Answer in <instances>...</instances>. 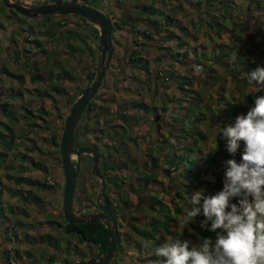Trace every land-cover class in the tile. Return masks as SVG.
I'll return each instance as SVG.
<instances>
[{
    "label": "rangeland",
    "instance_id": "rangeland-1",
    "mask_svg": "<svg viewBox=\"0 0 264 264\" xmlns=\"http://www.w3.org/2000/svg\"><path fill=\"white\" fill-rule=\"evenodd\" d=\"M79 1L104 11L106 15L108 14L107 16L112 24L116 19L119 21L113 25L112 36L113 43L118 48H115V54L101 86L95 98L90 100V103H99L98 96L105 98L110 94L116 97L117 102L121 101L124 96H126L125 99L128 101L134 100L147 104L150 103L151 99L153 103V100H156L157 111L161 114V107H166V119L170 122L169 127L162 125V120L165 119L162 113L159 120L161 127H163L160 138L162 140L166 139V142L163 143L168 149L167 154L172 153L171 148L174 143L173 139H175L173 130L176 128L179 130L182 121L181 130L186 134L185 139L196 141V128H192L190 121L188 122L187 120L198 113L206 116V119L196 125L204 130L209 129V126L212 125L208 124L210 117L213 115V118H215L214 130L209 139L210 144H213L218 139L217 137L222 140L225 139L221 131L222 127L229 123L221 117H217L221 104H218L216 99L213 101L206 90L207 87L213 89L221 81L219 78H214L213 82H209L206 74H203L202 71L198 72L197 68H192L197 66L198 62L196 60L192 62L187 57L195 58L194 47H199L200 44L202 46L204 43V46L210 47L209 32L212 35L211 40L214 39V41L220 43L221 39L218 34L221 33L222 35L225 28L234 29L239 27L242 18H244V13L245 15L247 14L248 19L242 29L248 33L249 37L259 39L264 34L259 29L260 26L264 27V22L260 20V15L262 13L264 15V0H241L242 10H240V5L234 6L232 2L228 4L227 0H202L204 4L202 7H205V13L200 15L191 8L190 4L191 1L196 3L198 0H189L187 2L184 0L183 3L182 0ZM47 2H50V0H34L32 5H41ZM256 2L259 5L257 3L258 6L254 7ZM179 3H182L183 11L179 7H175ZM250 4L252 9L247 11ZM141 5L150 6L154 9L159 8L160 11L155 13L143 11ZM174 8L175 10L172 11ZM261 9H263L262 12L260 11ZM10 11V9L4 7L0 0V103L8 104V112L2 111L3 106L0 104V150L2 148L5 151L7 147H11L10 150L5 152L6 157L4 160L0 156V180L2 182L0 189V264L69 263L71 260L86 256L89 251L94 252L95 247L77 240L74 234H68L63 231L65 218L61 208L64 181L60 162L59 142L64 118L69 113L73 102L81 94V89L86 86L87 81L98 67L99 53L96 55V60L90 59L85 52L80 53L79 57L82 59V64L87 63L86 68L89 76L87 81L83 79L80 86H78L77 60H74L72 56L62 55L63 52L61 50L60 55H58L61 60L59 63L50 61L49 64L45 65L41 59L45 50H35V48L39 46L42 49L46 43H51L52 48L61 45V47H67L73 51L74 47L75 50L77 49V33L80 36V41L84 43L91 42V39L93 43L95 41L99 43V35L95 31V26L83 17H76L74 14L64 18L63 22L61 20L55 21L54 15H49V17L47 15H39L28 21H26V17L22 16L21 21L14 14H11ZM170 14L181 18L182 27H176V25H171L167 22L166 16ZM126 19H130V23L127 24L128 29H125L122 23ZM147 19L158 21L163 30V37H156V33L152 30ZM117 26H122L124 29L118 30L116 29ZM13 28H17L14 34L11 32ZM56 33L61 34L59 39L52 36ZM148 37L153 38L150 40ZM70 42L71 44H69ZM224 43L221 40V44L223 45ZM228 45L232 46L229 48L231 50L238 48L235 49L237 53L240 50H244L246 53L248 47L243 43H239L237 46L231 43ZM14 46H24L25 49L32 50L33 58L31 62H34V68L26 64L24 59L16 62L18 57L15 56L16 48ZM261 46L264 48V45L261 44ZM166 47H170L172 55L164 52L165 50L168 51V49L160 50V48ZM126 49H128V54H126ZM136 51L138 53L137 56L142 55L149 59V65L140 62V60H129L130 54L136 53ZM161 51L166 55V61L160 63L157 61L156 63L154 53L156 52L160 55ZM199 52L201 53L202 51ZM145 53L151 56H145ZM234 53L233 51V59H235ZM211 54L208 52L207 57H211ZM50 55L49 53L48 57ZM198 58L197 60L208 63L205 56L199 55ZM177 61H180L185 68L189 67L192 70H185L184 66L182 67ZM144 66H146L151 75L157 68L156 71L160 81L157 88V94L160 95L159 100L150 95V88L148 89L143 81V79H146L147 73L138 68ZM84 69L83 75L87 73L84 72ZM214 69L218 71V75H221L222 83L225 86H229L224 97L226 96L228 100L232 99L236 103H239V99H241L240 102L243 103L245 99L238 93L237 85L231 86V78H226L228 76L225 74V69L217 66ZM121 70H123L122 76L121 74L118 75V71ZM65 71H68L69 75H65ZM36 75H40V77L37 78ZM193 77L196 80H192ZM141 80L142 84L140 83ZM175 84L181 88H177ZM129 89H132V92ZM100 102L102 104L105 103L102 100ZM244 107H249L246 101L244 102ZM88 112L89 108L86 107L74 132L76 135L73 141L74 144L81 146L85 142L93 140L102 149L104 147L102 144L107 143L105 146L112 153L114 150L112 147V131L104 132L105 135L98 132L96 136L93 129H91L92 122H85ZM93 112L94 110L91 111V114H94ZM128 113L131 115L136 114L138 120L134 123L130 119L128 124L125 123V131L120 129V135L125 142L130 144L133 138L139 136L135 138L139 143L142 141L143 135L155 140L158 133H156L155 129L157 126L155 117L152 120L151 116L153 108L148 111L141 107H133ZM182 114H184V117ZM97 120L101 121L102 116L98 115ZM97 124L98 122H96ZM9 126L15 131L14 135L11 133L14 137L12 138L11 135L2 137V134H7V127ZM132 127L137 130H132ZM169 128H172V132ZM202 140L200 139L197 142L201 148L204 147ZM114 144L117 146V143ZM208 147L209 145L204 147L206 153L209 152ZM189 148L193 149L188 146L185 152ZM155 150L156 153H160L159 147ZM196 154L199 153L194 151L191 156L188 154L182 155L180 160L187 157L195 163L197 161ZM73 160L74 167L78 171L73 208L78 213H93V208L96 207L94 205L96 204V195L100 189V180L91 172V156L82 154L80 158L74 156ZM147 162L149 161L147 160ZM207 162L211 163V160H207ZM159 164L166 166L165 161H162V159ZM198 165L199 168L188 162L184 165L186 168L185 172L186 174L189 172L192 181L200 172L199 169L203 170L201 172L203 179L207 175L214 176L216 171L213 172L212 169L206 170L202 163ZM224 170H226V166H224ZM19 177H24L25 179L21 180ZM105 178L108 191V180L107 177ZM203 179L199 178L200 185L196 186L194 184L189 189L196 191L204 188ZM35 180H38L40 184L35 186L28 183ZM42 184L44 185L42 186ZM47 185H50V187ZM112 191H109L110 196L114 195ZM183 194L184 198H187L186 201L190 202L189 197L185 193ZM162 207L167 209L165 206ZM158 215L162 216L161 214ZM48 219H52L53 222H49ZM166 226L167 224L162 226L164 234H166L164 230ZM141 227L142 229L146 227V231L153 232L149 224ZM199 228H201L200 220L196 219L194 223H190L187 227L188 236L193 238L195 234V236L204 237L201 233L202 228L201 230ZM179 231L180 229L176 230V232ZM126 232L133 239H137L138 243L146 247L145 250H141L143 254L141 259L149 252L147 249L154 245L162 244L164 237H166L159 235H156L155 238L144 235L137 236L129 229ZM180 235H182V231H180ZM212 239L214 240V238ZM123 246L125 250L128 249L126 244ZM129 252L130 250L126 255L119 256L117 262L110 264H132L129 259Z\"/></svg>",
    "mask_w": 264,
    "mask_h": 264
},
{
    "label": "trees",
    "instance_id": "trees-1",
    "mask_svg": "<svg viewBox=\"0 0 264 264\" xmlns=\"http://www.w3.org/2000/svg\"><path fill=\"white\" fill-rule=\"evenodd\" d=\"M50 1L60 2L61 0H50ZM187 1L189 0H185V2ZM183 2L184 0H182V3ZM227 2L228 4H231L232 2L234 6L240 5L239 6L240 10H242L241 0H236V1L227 0ZM182 3L175 5V7L176 8L179 7L181 11H183ZM257 3L258 2L255 3L256 6L254 5V7H257L259 5V3L258 5ZM190 4H191V8L194 9L197 13H199V15L201 13L203 14L205 13L204 12L205 7H202L204 5L202 0H198V2L196 3L191 1ZM141 7L143 11H148L150 13H155L156 11H160L159 8L154 9L150 6L141 5ZM250 9H252L251 4H250V7L247 9V11H249ZM174 10L175 8L172 11ZM260 11L262 12L263 9H261ZM166 17H167L166 19L167 22L170 23L171 25H176V27H182V21L180 17H177L173 14L167 15ZM247 19H248V16L247 14L245 15L244 13V18H242L239 27L237 28L235 27L234 29L225 28L222 32V35L221 33L218 34L219 38L223 42H225L223 45L221 44V40L217 37L216 38L220 40V43H217V41H214V39L211 40L212 35L208 31L209 32L208 34H210L208 39H210L211 41L210 47L206 45L204 46V43L202 46L200 44L199 45L200 48L198 46L194 47L196 57L195 58L190 57V56L187 57L188 59H191L192 62L193 60L194 61L196 60L198 62L199 66L198 65L193 66L192 68L194 69L197 68L196 70L198 72L202 71L203 74H206L207 80L209 82H213L212 80H215L214 78L220 79L221 85L217 84L213 89H209L207 87L206 90L208 92V96H210V98L213 99V101L214 99H216L217 103L221 104V107L219 109L220 112L217 115V117H221L228 123H234L237 115H240V114L246 115L248 110L254 106L255 96L250 94L252 92V89L248 86L247 77L244 74L251 73L252 71L256 69L257 66L264 67V48H262L261 46V44L264 45V34L261 35L259 39H253L251 36L249 37L248 33L245 32L244 29H242ZM260 20L264 22L263 13L260 15ZM147 21L148 23H150L152 30L156 33V37L157 36L159 38L163 37V30L161 29L158 21L150 20V19H147ZM116 23L118 22H114L113 24H116ZM122 23L124 24L123 26H125V29H128L127 24L130 23V19H126V21L124 20L122 21ZM0 25H1V20H0ZM94 28H95L96 33H98V29L96 27ZM116 29L122 30L124 29V27L117 26ZM259 29L262 30V33H264V27L262 28V26H260ZM148 38L151 40L153 37H148ZM229 43L233 44L234 46H237V44L239 43H243L247 45L248 46L246 50L247 54L244 52V50H240L237 53L235 49H238V48H235L233 50L229 49L232 47L228 45ZM165 49H168V51H166ZM197 49L199 50L197 51ZM160 50H165L164 52L167 54L171 53L170 47L160 48ZM199 51H202V52L200 53ZM233 51L235 52L234 53L235 59L232 58ZM164 52L161 51V54L156 56L154 60L158 61V63L166 61L165 59L167 57L165 54H163ZM208 52L212 53L211 57H207ZM236 53L237 55H235ZM137 54H138L137 51L136 53L133 52L132 54H130L129 60H140V62H143L149 65V59H146L142 55L137 56ZM199 55L205 56L207 58L208 63H204L203 61L197 60L199 59L198 58ZM177 63L180 64L182 67L184 66L180 61H177ZM215 66L225 69V74H227L228 76L226 78H231V83H232L231 86L233 85L238 86L237 87L238 93L242 95V98H244L246 103L249 104V107H244L245 101L241 103L240 102L241 99H239L240 100L239 103H236V102H233L232 99L228 100L226 96L224 97L226 90L229 86H225L224 83H222V80H221L222 77L221 75L217 74L218 71L214 69ZM183 68L185 70L186 69L190 71L192 70V68H189V67L185 68V66ZM141 69L147 70L146 66L142 67ZM119 74H121L122 76L123 70L118 71V75ZM65 75H69L68 71H65ZM182 75H179V76H182ZM36 77L38 78L40 77V75L39 76L36 75ZM183 77L185 78L184 75ZM192 80H196V79L193 77ZM175 86L179 89L181 88L177 84H175ZM131 92H132V89H131ZM260 94L262 93H257L256 95H260ZM97 98L99 99V103L89 102L90 104L88 105V108H89L88 117L90 116L89 118H91L92 115L97 114V112H99V114H97L96 116L102 115V119L106 121L112 122L113 120L114 127L111 128L112 134L111 133L110 134L113 137L114 143H117V146H118V147L115 146V144L113 143V146H112L114 148L113 152L111 153L109 150H107L109 154L107 156L105 155V153L102 155L104 158L103 169L104 171L106 170L108 174L107 180H108V185H109L108 191L106 189L105 194H104L105 195L104 202H105V207L108 209V211L110 213L111 211L112 213H114L112 216L113 220L118 221L119 226L121 228H126V230L129 229L133 234L137 236L144 235V236H148L152 238H155L156 235H159L161 237L162 236H167V237H177L178 236V237H181L182 239H188L192 241L193 244L200 243V241L203 238H206L207 236L215 239V233L207 231L205 229L201 230V228H199V230H201V233L202 235H204V237L203 236L199 237L198 235L195 236L194 234L193 238H190L187 233V227L183 230L184 225L179 223V221L183 220L184 215H185V208L190 203L189 201H186L187 198H184L185 196L183 193H185L188 197H190V193L192 192V190L189 189V187L194 186V184L196 186L200 185L199 178L203 179L202 174H201L203 170L199 169L200 172L198 173L197 177L192 181L190 179L189 172L186 174L185 172L186 168L184 167V165L187 164L188 162L191 165H195L197 168H199L198 164L202 163L204 165V168H206V170L212 169L213 172L216 171L213 176L215 177V183H212L211 181L207 179L206 180L203 179L204 181L203 186L205 188V193L214 195L217 191L222 190L223 188V174L225 171L224 166H226L225 162L229 159H235L237 162H240L241 154L243 151V143L241 142V148L237 150V153L234 156L227 151L226 138L222 140L220 139V137H217L218 139L215 142H213V144H210L209 139H210V135L212 131L214 130L213 128L215 124V118H213L214 116L212 115V117H210V122L208 123L209 125L211 124L212 125L209 126V129L204 130V129L199 128L196 125L198 122L201 123L203 119H206V116L200 113L196 115H192L193 118L190 117L188 118L189 120L187 121L188 122L190 121L192 128H196L195 129V134H197L196 141H193V140L188 141L185 139L186 134L184 133V131L181 130L183 121L181 122V127H179V130L178 128L173 130L174 131L173 137L175 139H173L174 143L172 144L173 147L171 148L172 153L167 154L168 149L164 145V143L166 142V139H163V140L156 139V142H155L156 147L159 146L160 148L159 161L162 159V161H165L166 163V166L160 165V179H157L156 170L154 168H152L151 171H146L142 166L136 164L135 161L130 166L128 165L124 166L123 162L116 163L114 160H111L112 158L111 155L114 152L122 153V150L126 148V142L123 139V137H121L120 135L121 133L120 129H123L125 131V123L128 124L130 119H132L134 123H136L135 121L138 120L136 114L131 115L128 113V111L132 109L133 107L134 108L141 107L145 110L149 109L150 107L147 105V103H142L140 101H134V100L128 101L125 99V97L121 101L117 102L116 97L113 96L112 94L106 96L105 98H103L102 96H98ZM101 100L105 103L102 104L100 102ZM0 104L1 106H3L2 111L8 112V104L7 103H0ZM92 110H94L93 112L94 114H91ZM166 111H167L166 107H161V114L163 113V116H165V119L162 120L163 124L162 123L161 124L163 126L167 125L169 127L170 122H168V120L166 119V115H167ZM161 114H159V112L157 113V111L156 113H154L156 120L161 118ZM182 115L184 117V114ZM95 122H98V121H95ZM162 125H160V123L157 124V128L162 129L163 128L161 127ZM131 129L137 130L133 127ZM169 129L172 132V128H169ZM7 130H8L7 134H2V137L9 136L11 135V133H13L14 135L15 131L10 126L7 127ZM104 132L108 133L110 131L104 130ZM171 132L170 134L172 135ZM13 135H11L12 138L14 137ZM199 138L203 139L202 141L204 142L203 144L204 147H207L209 145L208 153L205 152L204 147L201 148L200 145H198L197 142L198 140H200ZM142 140H145V135L142 136ZM184 140L188 142L186 143ZM105 144L107 145V143ZM188 146L192 147L193 149L189 148L187 152H185V149ZM10 149L11 147H7L4 151L1 148L0 156L2 157L1 158L2 160H4V158L6 157L5 152ZM194 151L196 153H199V154H196L197 161L195 163L194 161L190 160V158L188 159L187 157L182 158L180 160V157L182 155L188 154L191 156V153H194ZM207 160H211V163H208ZM152 161H153L152 162L153 166L158 164L157 158L152 157ZM206 177H208V175ZM19 179L24 180L25 178L19 177ZM28 183H31L35 186L40 184L38 180L29 181ZM121 183H123L124 185L126 184L129 185V187L130 185L135 186V187L137 186V189L134 191L133 190L127 191L121 185ZM1 185H2V182L0 180V189H1ZM43 185L44 184H42V186ZM47 186L50 187V185H47ZM110 190H113L112 191L114 193L113 196H110V193H109ZM137 194L139 195V197ZM144 196L151 199L152 204L150 206L147 205L148 200H143L142 202V199ZM137 197L142 202L140 203L142 205L139 206L138 211H133V212L126 211V206H130V208L131 206L133 207L137 206ZM94 205L96 206V204ZM162 206H165L167 209H164V207ZM157 213L161 214L162 216L158 215ZM196 219L201 220L203 218L197 217ZM48 221L53 222L52 219H48ZM147 224L151 226L153 232H150L148 230L146 231V227L142 229L141 226H144ZM166 224L167 226L164 229L166 234H164V232H162V226H165ZM69 228L77 229L78 231H80L81 235L83 236V238L82 237L80 238L82 242H85L84 238H87V239L95 240L99 243H102L103 248L106 247L107 245V240H108L107 239V229L104 226V224L100 222L78 223V224L71 225ZM177 229H180V231H182V235H180V231L176 232ZM126 230L123 232V238H124L123 243L124 244L122 245L126 244L128 249H131V250L137 249L140 252L143 249L145 250L146 247L138 243L137 239H133L130 236V234L126 232ZM122 245L120 247L121 250H123ZM155 246L156 245L147 249L149 250L147 254L153 251ZM51 262L53 261L51 260Z\"/></svg>",
    "mask_w": 264,
    "mask_h": 264
},
{
    "label": "clouds",
    "instance_id": "clouds-1",
    "mask_svg": "<svg viewBox=\"0 0 264 264\" xmlns=\"http://www.w3.org/2000/svg\"><path fill=\"white\" fill-rule=\"evenodd\" d=\"M244 75L255 96L254 106L221 131L233 156L243 143L241 160L225 162L222 190L214 195L204 188L192 191L179 221L184 230L202 217L200 227L215 233V239L193 244L166 236L143 260L139 250H130L132 264H264V67ZM205 179L215 183L211 175Z\"/></svg>",
    "mask_w": 264,
    "mask_h": 264
},
{
    "label": "water",
    "instance_id": "water-1",
    "mask_svg": "<svg viewBox=\"0 0 264 264\" xmlns=\"http://www.w3.org/2000/svg\"><path fill=\"white\" fill-rule=\"evenodd\" d=\"M5 8L14 10L27 17H36L38 15L51 14H74L79 15L90 22L98 29L99 35V53L100 59L94 78L91 83L84 88L81 94L73 102L69 113L64 118V125L59 142L60 162L63 172V194H62V213L67 221L65 225V232H68V226L75 223H97L104 224L107 229L108 244L102 253L98 252L88 260H78L73 263H59V264H108L112 259L117 245L120 241V236L116 229L115 223L107 213L106 208L100 203L102 193L105 189V181L103 175L98 169V157L96 151L92 146L75 148L73 142L74 131L80 118L83 114L88 102L96 95L101 86L102 80L109 67L112 57V36L113 24L110 18L104 11L96 9L90 5L80 2L79 0H68L60 2H52L41 5L25 6L19 2L12 0H1ZM100 31V34H99ZM91 154L93 175L100 179L101 185L97 194V205L99 212H76L73 208V196L76 182V172L74 167V156L80 154ZM85 241L98 245L102 248V244L94 240L85 238Z\"/></svg>",
    "mask_w": 264,
    "mask_h": 264
},
{
    "label": "flooded vegetation",
    "instance_id": "flooded-vegetation-1",
    "mask_svg": "<svg viewBox=\"0 0 264 264\" xmlns=\"http://www.w3.org/2000/svg\"><path fill=\"white\" fill-rule=\"evenodd\" d=\"M61 1H68V0H61ZM54 2V1H53ZM56 2V1H55ZM47 3H52V1H50V2H47ZM47 3H45V4H47ZM10 13L11 14H14L16 17H18L19 19L18 20H21L22 21V16H24V15H22V14H20V13H18V12H15L14 10H11L10 11ZM51 15H54L55 16V21L56 20H61L62 22H63V20H64V18H66L67 16H70V15H72V14H51ZM108 15V14H107ZM39 16V15H38ZM48 17H49V15H47ZM76 17L77 16H79V15H75ZM119 16H122V15H119ZM24 17H26L27 19H26V21H28V20H31V19H33V18H35V17H27V16H24ZM37 17V16H36ZM86 20V19H85ZM87 21V20H86ZM115 22H119L117 19H116V21ZM114 25V24H113ZM18 27H19V25H18ZM15 30H17V28H13V30L11 31L13 34H14V32H15ZM18 30H19V28H18ZM49 34V33H48ZM18 35H19V32H18ZM52 36H54V37H57L58 39L61 37V34L60 33H56L55 35H52ZM81 39H80V36L78 35V33H77V49L75 50V47H74V49H73V47H71L72 49H73V51H71V50H69L67 47L66 48H63V47H61V45H58V46H54L53 48L51 47V43H46L45 44V46L44 47H42V49H41V47H39V46H37L36 48H35V50H45V51H43V56H41V59H42V62L45 64V65H47V64H49L50 63V61H52V62H57V63H59L61 60L58 58V55H60L59 53L61 52V50H62V55H64V56H72L73 58H74V60H77V70H78V78H77V85L78 86H80V84H81V81L84 79V80H88V76H89V73H88V69L86 68V64L87 63H84V64H82V59L79 57L80 56V53L81 52H85L86 54H88L89 55V57H90V59H94V60H96V55H97V53H99V43H97L96 41H95V43H93L92 42V39H91V42H89V43H84V42H81L80 41ZM34 42H36V43H38L37 41H34ZM99 42V41H98ZM69 44H71V42L69 43ZM70 46H72V45H70ZM74 46V45H73ZM15 48H16V50H15V56L16 57H18L17 59H16V62L17 61H19V60H21V59H24V62L26 63V64H28L31 68H34V66H35V64H34V62H31V60H32V50L30 49V50H27V49H25L24 48V46H18V47H16V46H14ZM112 47H113V52H112V57H111V60L113 59V55L115 54V48H117V46L113 43L112 44ZM50 48V49H49ZM62 48V49H61ZM83 48V49H82ZM50 50V51H49ZM149 50V49H148ZM77 51V52H76ZM21 53H23V55H21ZM51 54L50 55V57H48V54ZM44 57V58H43ZM156 57V56H155ZM99 59H100V53H99ZM111 60H110V62H111ZM156 63H157V61H155ZM109 65H110V63H109ZM83 68H85L84 69V72H87V73H84V75L82 74V72H83ZM139 70H144L146 73H147V76H146V79H143V81L146 83V85H147V88L149 89V93H150V95L152 96V97H156L157 98V100H159V97H160V95H158L157 94V88H158V84H159V77H158V72L156 71L157 70V68H156V70L153 72V74L151 75L150 73H149V71L148 70H146V69H141V68H138ZM96 70H97V68L95 69V71H94V73H93V75H92V78H89V80L87 81L88 83L86 84V86H88L90 83H91V81H92V79L94 78V76H95V73H96ZM37 76H39V75H37ZM140 83L142 84V80L140 81ZM86 86H84L82 89H81V92L84 90V88L86 87ZM80 92V93H81ZM96 96V95H95ZM95 96L93 97V98H95ZM92 98V99H93ZM91 99V100H92ZM149 101H150V96H149ZM154 101V103L152 102V99H151V101H150V103H148L147 105L150 107L149 109H147L148 111L150 110V109H152L153 108V114L151 115L152 116V120H153V118L155 117L154 116V113H156V111L158 110V108L156 107V104H155V102H156V100H153ZM90 102V101H89ZM89 102H88V104H87V106L86 107H88V105H89ZM85 107V108H86ZM157 113H158V111H157ZM97 114H99V112H97ZM97 114H94V115H92V117L91 118H89L87 115L88 114H86V121L85 122H92V128L91 129H93V132L95 133V135L97 136V133L99 132L100 134H103L104 135V130H108V131H111V128H113L114 127V125H113V120H112V122L111 121H106V120H104V119H102L101 121L100 120H97ZM102 116V115H101ZM81 119V118H80ZM88 120H90V121H88ZM151 120V121H152ZM155 120H156V118H155ZM159 120L160 119H157L156 120V123L157 124H159ZM95 121H98V124L96 125V122ZM87 124V123H86ZM78 125V124H77ZM76 129V128H75ZM155 129H156V133L159 131V129L160 128H157V126L155 127ZM75 132V131H74ZM76 137V135H75V133H74V136H73V141H74V138ZM79 137V136H78ZM77 137V138H78ZM137 137H139V136H137ZM137 137H135V138H137ZM133 139V141L130 143V144H127L126 143V148L125 149H123L122 150V153L121 152H114L111 156H112V158H111V160H114L116 163H120V162H123L124 163V166H126V165H128V166H130L134 161L136 162V164H138V165H140V166H142L146 171H151V169L152 168H154L155 170H156V177H157V179H160V164H159V158H160V153L158 154V153H156V150L155 149H157L159 146H157L156 147V141L155 140H153L152 138H147V139H145V140H142V141H140L139 143L137 142V140L136 139ZM113 143H114V141H113ZM103 146H104V144H102ZM74 146H75V148H80V147H87V146H92L94 149H95V151H96V155H97V157H98V169H99V171H100V173L103 175V177H104V181H105V189H104V191H103V193H102V197H101V199H100V203L104 206V208H106L105 207V202H104V198H105V191H106V189H107V185H106V178L105 177H107V172H106V170L104 171V169H103V165H104V158L102 157V159H100V157L105 153V155L107 156L109 153L107 152V148L104 146V147H102V149L98 146V144L97 143H95L93 140H89L88 142H85V144L84 145H76V144H74ZM89 154V153H88ZM81 155L82 154H80L78 157L80 158L81 157ZM90 156H91V154H89ZM152 157H154V158H157V165H154L153 166V161H152ZM91 159H92V156H91ZM147 160L149 161V162H147ZM145 162V163H144ZM152 163V164H151ZM76 171V170H75ZM77 175H78V171H76V178H77ZM95 176V175H94ZM96 177V176H95ZM98 178V177H97ZM99 179V178H98ZM100 180V179H99ZM75 184H76V182H75ZM100 185H101V182H100ZM121 185L127 190V191H131V190H136L137 189V186L135 187V186H132V185H130V187H129V185H124L123 183H121ZM109 186V185H108ZM129 187V188H128ZM137 193V192H136ZM150 193V192H149ZM148 193V194H149ZM98 194V193H97ZM74 195H75V190H74ZM138 195V194H137ZM138 197H139V195H138ZM137 197V206L136 207H133V206H131V208H130V206H126V211H138V208H139V206L140 205H142V204H140V203H142L143 202V200H148V203H147V205L148 206H150L151 204H152V201H151V199L150 198H147L146 196H144L143 197V199H142V202H141V200L139 199ZM74 198H75V196H73V201H74ZM96 198H97V195H96ZM106 210H107V213L110 215V217L112 218V216H113V214L114 213H112V211H111V213H112V215H111V213L108 211V209L106 208ZM62 211V210H61ZM100 210H99V207H98V205H97V199H96V207L95 208H93V212H99ZM63 214V213H62ZM112 220H113V218H112ZM117 220V219H116ZM135 220V219H134ZM114 221V223H115V226H116V229H117V231H118V234H119V236H120V241H119V244L117 245V249L115 250V252H114V255H113V257H112V259L110 260V262L108 263V264H110V263H113V262H117L118 260H119V256L120 257H122V255L124 256V255H126L127 253H128V251L129 250H131V249H127V250H125V247H122L123 248V250H121V245H122V243H123V232L126 230V228H121L120 226H119V223H118V221H115V220H113ZM136 221V220H135ZM66 223H67V221L64 219V225H63V231L65 232V225H66ZM75 224H78V223H75ZM71 225H74V224H71ZM71 225H69L68 226V232H65V233H68V234H74L75 236H76V238H77V240H80V238L82 237L83 238V236L81 235V233H80V231H78L77 229H73V228H69ZM127 225H128V223H127ZM124 229V230H123ZM123 230V231H122ZM87 239V238H86ZM107 239H108V236H107ZM84 240H85V238H84ZM90 240V239H89ZM95 241V240H94ZM85 243H87V244H89V246H93V247H95V249H94V252H88L87 253V255L86 256H83V257H80V258H76V259H74V260H71L69 263H73V262H75V261H78V260H88V259H90L92 256H94V255H96L98 252H100V253H102L103 252V250L106 248V247H104L103 248V244H102V248L100 249L99 248V246L98 245H95V244H92L91 242H87V241H85ZM99 243V242H98ZM107 244H108V240H107ZM107 246V245H106ZM90 249V248H89ZM66 261V260H65Z\"/></svg>",
    "mask_w": 264,
    "mask_h": 264
},
{
    "label": "crops",
    "instance_id": "crops-1",
    "mask_svg": "<svg viewBox=\"0 0 264 264\" xmlns=\"http://www.w3.org/2000/svg\"><path fill=\"white\" fill-rule=\"evenodd\" d=\"M122 46V45H121ZM118 48V47H117ZM122 48V47H121ZM126 54H128V49H126ZM159 54H157L156 52L154 53V56H158ZM145 56H151L150 54H148V53H145ZM126 90H128V88H126ZM129 91H131L130 89H129ZM128 96V95H127ZM125 98H126V96H124ZM137 116V115H136ZM158 133V135L156 136V138H155V141H156V139H161L160 138V133H161V129H160V131L159 132H157ZM145 139H147V138H149L147 135H145Z\"/></svg>",
    "mask_w": 264,
    "mask_h": 264
},
{
    "label": "built area",
    "instance_id": "built-area-1",
    "mask_svg": "<svg viewBox=\"0 0 264 264\" xmlns=\"http://www.w3.org/2000/svg\"><path fill=\"white\" fill-rule=\"evenodd\" d=\"M12 1L19 2L25 6H30L34 2V0H12Z\"/></svg>",
    "mask_w": 264,
    "mask_h": 264
}]
</instances>
